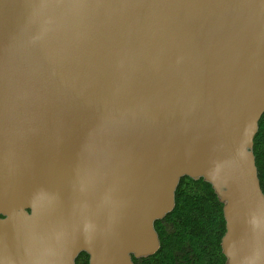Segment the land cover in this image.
<instances>
[{
  "label": "water",
  "instance_id": "obj_1",
  "mask_svg": "<svg viewBox=\"0 0 264 264\" xmlns=\"http://www.w3.org/2000/svg\"><path fill=\"white\" fill-rule=\"evenodd\" d=\"M264 0H0V264H135L185 177L227 264H264Z\"/></svg>",
  "mask_w": 264,
  "mask_h": 264
},
{
  "label": "trees",
  "instance_id": "obj_2",
  "mask_svg": "<svg viewBox=\"0 0 264 264\" xmlns=\"http://www.w3.org/2000/svg\"><path fill=\"white\" fill-rule=\"evenodd\" d=\"M264 192V115L253 149ZM223 204L204 179L185 177L175 193V207L155 223L160 248L151 256L134 258L135 264H227L222 239L226 233ZM76 264H89L81 253Z\"/></svg>",
  "mask_w": 264,
  "mask_h": 264
},
{
  "label": "flooded vegetation",
  "instance_id": "obj_3",
  "mask_svg": "<svg viewBox=\"0 0 264 264\" xmlns=\"http://www.w3.org/2000/svg\"><path fill=\"white\" fill-rule=\"evenodd\" d=\"M76 262H77V259H76Z\"/></svg>",
  "mask_w": 264,
  "mask_h": 264
}]
</instances>
